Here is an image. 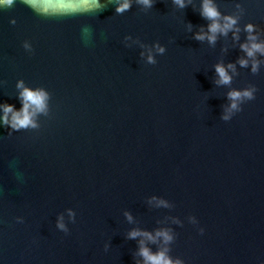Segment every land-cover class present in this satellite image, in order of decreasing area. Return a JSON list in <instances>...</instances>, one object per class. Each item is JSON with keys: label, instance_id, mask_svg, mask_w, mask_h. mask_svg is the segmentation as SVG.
Masks as SVG:
<instances>
[{"label": "water", "instance_id": "water-1", "mask_svg": "<svg viewBox=\"0 0 264 264\" xmlns=\"http://www.w3.org/2000/svg\"><path fill=\"white\" fill-rule=\"evenodd\" d=\"M120 2L68 15L0 4V105L22 107L21 81L48 93L35 128L0 122V264H145L141 247L264 264V54L240 47L249 23L264 42V0H213L221 23L237 20L214 42L196 39L203 0ZM248 88L224 121L228 93Z\"/></svg>", "mask_w": 264, "mask_h": 264}, {"label": "clouds", "instance_id": "clouds-1", "mask_svg": "<svg viewBox=\"0 0 264 264\" xmlns=\"http://www.w3.org/2000/svg\"><path fill=\"white\" fill-rule=\"evenodd\" d=\"M31 6L40 13L48 14H75L81 11L92 10L93 8L99 7V0H28ZM146 6H151L155 0H141ZM181 7L184 6V0H176ZM12 0H0V4H11ZM132 0H121L117 5L116 11L123 12L130 8ZM201 15L207 18L211 23L208 25V32L203 31L196 33V39L203 40L205 37L210 42H214L216 39V34L219 32L221 34H227V32L233 29L236 25L237 20L233 16H224L223 23L220 22V12L217 10V7L213 3V0H203L202 2V11ZM253 25L251 23L246 25V30L249 32L248 42L242 43L240 45L248 57H253L255 53L259 52L264 54V42H258L257 37L252 34ZM237 28L234 32H238ZM159 51L163 52L164 49L160 48ZM149 61L152 62V56L149 55ZM239 63L243 66L248 63L246 59L241 58ZM232 68L233 65L230 63L227 66ZM258 68V62L253 61L252 70L256 71ZM216 72L219 75L221 83H229L230 75L226 71V68L223 64L216 65ZM18 87L22 90L20 92V97L22 101V107L19 110H16L11 104L0 105V108L3 110V115L0 116V122L8 124L14 130H20L22 128L27 129L29 127L35 128L36 122L33 119L36 113L42 112L46 108V100L48 98V93L43 89H33L27 87L23 82L18 83ZM228 97L231 103L228 105L225 114L222 116L224 121H228L233 115L234 111H240L238 101L244 99L251 100L254 98V89H233L228 93ZM11 114V117H9ZM159 203H165L164 201H159ZM71 215V212H70ZM131 219V217H129ZM194 223H197L195 217L190 218ZM58 227L64 231H67V228L63 222V216H60L58 220ZM199 231L204 232V228L200 227ZM143 234L148 236L149 239H154L150 233L144 232L140 233L138 231L130 232V236L135 238L137 235ZM157 236H163L165 241L171 240L172 237L167 231H158ZM140 255L143 256L145 264H183V261L180 259L173 260L171 259L165 251H159L157 253H151L147 247H141Z\"/></svg>", "mask_w": 264, "mask_h": 264}]
</instances>
